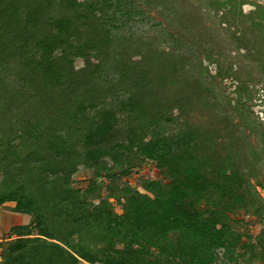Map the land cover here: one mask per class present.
Wrapping results in <instances>:
<instances>
[{"label":"trees","instance_id":"16d2710c","mask_svg":"<svg viewBox=\"0 0 264 264\" xmlns=\"http://www.w3.org/2000/svg\"><path fill=\"white\" fill-rule=\"evenodd\" d=\"M195 1L0 0L2 264H264V0Z\"/></svg>","mask_w":264,"mask_h":264},{"label":"rangeland","instance_id":"374dc122","mask_svg":"<svg viewBox=\"0 0 264 264\" xmlns=\"http://www.w3.org/2000/svg\"><path fill=\"white\" fill-rule=\"evenodd\" d=\"M180 7L183 6L184 8H188L191 11L198 10L197 1L195 0H177V3ZM250 4H247L245 7H250ZM151 11L143 18L141 19V16L136 14L134 15L133 19L127 24L125 27L128 28L131 31H134L137 34H153L156 33V31L159 29V26L154 24L157 23L159 19L165 20L164 17L161 15V13L157 12V9H150ZM209 23V21L207 22ZM211 25L216 26V18H212L210 20ZM167 23H163L162 26L169 28V26H166ZM217 44L220 45L221 43L218 42ZM83 64V60L81 58H76L75 65L76 67H80ZM212 69H214V66H211ZM228 83V82H226ZM231 89V87H230ZM259 101V100H258ZM254 108L256 110H261L264 108V104L261 102H258ZM92 176V169L84 166L79 165L76 172L72 175L73 184L77 187H84L87 184V181ZM139 176L144 177H155L157 176V169L152 162H146L144 165H142L140 168L135 170L130 178L129 181L132 185H136L137 178ZM261 196L263 198L264 202V190L261 191ZM13 205V202H5L4 204L0 205V253H1V247L3 245V242L5 241L6 236L9 235V228L12 225L15 224H24L28 223L29 221V215L20 213V212H14L11 210V207ZM117 210L120 211V208L117 206ZM235 220L238 221L236 223V227L239 230H248L251 233H254L258 230V228L264 223V221H257L255 215H245L244 211L236 212L232 215ZM243 217V218H242ZM243 219L240 221L239 219ZM0 264L1 263V256H0Z\"/></svg>","mask_w":264,"mask_h":264},{"label":"built area","instance_id":"2783aa9c","mask_svg":"<svg viewBox=\"0 0 264 264\" xmlns=\"http://www.w3.org/2000/svg\"><path fill=\"white\" fill-rule=\"evenodd\" d=\"M85 264H91V263H88V262H85V261H83Z\"/></svg>","mask_w":264,"mask_h":264},{"label":"crops","instance_id":"0c3cea01","mask_svg":"<svg viewBox=\"0 0 264 264\" xmlns=\"http://www.w3.org/2000/svg\"><path fill=\"white\" fill-rule=\"evenodd\" d=\"M79 264H85L83 261H81Z\"/></svg>","mask_w":264,"mask_h":264}]
</instances>
